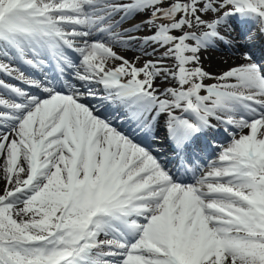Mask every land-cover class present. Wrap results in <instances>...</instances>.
I'll list each match as a JSON object with an SVG mask.
<instances>
[{"label": "snow or ice", "instance_id": "1", "mask_svg": "<svg viewBox=\"0 0 264 264\" xmlns=\"http://www.w3.org/2000/svg\"><path fill=\"white\" fill-rule=\"evenodd\" d=\"M256 49L264 0H0V264H264Z\"/></svg>", "mask_w": 264, "mask_h": 264}, {"label": "bare ground", "instance_id": "2", "mask_svg": "<svg viewBox=\"0 0 264 264\" xmlns=\"http://www.w3.org/2000/svg\"><path fill=\"white\" fill-rule=\"evenodd\" d=\"M233 34L236 35L237 33H233ZM117 51H120V53L122 55H125L127 58H131L132 55H133V53H131V52H124V51H122L120 49H117ZM206 53H207V55H206L207 58L204 57V67H205L206 70H208L210 72H213V73H219V71L222 70V68H224L225 65L228 66L231 63L240 62V61L235 60L232 57H229V56H227L225 54H218L216 52L215 53L214 52H206ZM206 53H204V54H206ZM224 61H227V63H225ZM227 66H225V67H227ZM13 82H15V81H13ZM227 143L224 146H226ZM206 152L209 153L208 150H206Z\"/></svg>", "mask_w": 264, "mask_h": 264}, {"label": "rangeland", "instance_id": "3", "mask_svg": "<svg viewBox=\"0 0 264 264\" xmlns=\"http://www.w3.org/2000/svg\"><path fill=\"white\" fill-rule=\"evenodd\" d=\"M234 35V34H233ZM237 35V34H236ZM257 50V49H256ZM256 50H254V54H255V52H257ZM215 53V52H214ZM216 53H218V54H225V55H227V56H229L226 52H224V51H220V52H216ZM121 54V53H120ZM204 55V57H206L207 58V53L206 54H203ZM230 57V56H229ZM237 62H235V63H231V64H229L228 66L227 65H225V66H227V67H225L224 66V68H222V70H220L221 72L222 71H224V70H226L227 68H229L230 66H233L234 64H236ZM239 63V62H238ZM219 71V72H220ZM125 128L127 129V127L125 126ZM218 155H219V153H218Z\"/></svg>", "mask_w": 264, "mask_h": 264}]
</instances>
